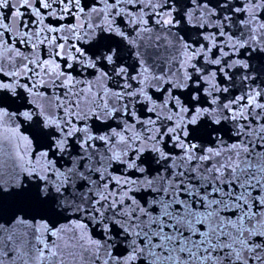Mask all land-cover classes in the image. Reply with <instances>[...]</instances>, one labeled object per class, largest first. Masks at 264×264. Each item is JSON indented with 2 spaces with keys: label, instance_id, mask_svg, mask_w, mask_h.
<instances>
[{
  "label": "snow or ice",
  "instance_id": "1",
  "mask_svg": "<svg viewBox=\"0 0 264 264\" xmlns=\"http://www.w3.org/2000/svg\"><path fill=\"white\" fill-rule=\"evenodd\" d=\"M252 53L264 0H0V264H264Z\"/></svg>",
  "mask_w": 264,
  "mask_h": 264
},
{
  "label": "water",
  "instance_id": "2",
  "mask_svg": "<svg viewBox=\"0 0 264 264\" xmlns=\"http://www.w3.org/2000/svg\"><path fill=\"white\" fill-rule=\"evenodd\" d=\"M127 55V53H125ZM250 61L251 68L258 74H264V53H252L251 56L246 57ZM131 62V61H130ZM0 162L5 166L6 170H9L13 164L17 163L15 160V149L8 145H0ZM8 217L0 219V222L7 220ZM61 223L63 221H60Z\"/></svg>",
  "mask_w": 264,
  "mask_h": 264
}]
</instances>
